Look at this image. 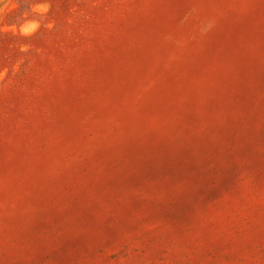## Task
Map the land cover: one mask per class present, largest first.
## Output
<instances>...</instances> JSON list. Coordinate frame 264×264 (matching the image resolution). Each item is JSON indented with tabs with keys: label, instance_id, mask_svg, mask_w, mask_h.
<instances>
[{
	"label": "rangeland",
	"instance_id": "1",
	"mask_svg": "<svg viewBox=\"0 0 264 264\" xmlns=\"http://www.w3.org/2000/svg\"><path fill=\"white\" fill-rule=\"evenodd\" d=\"M0 264H264V0H0Z\"/></svg>",
	"mask_w": 264,
	"mask_h": 264
}]
</instances>
